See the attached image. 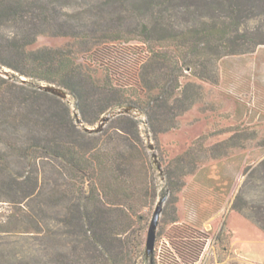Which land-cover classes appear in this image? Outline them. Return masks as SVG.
I'll use <instances>...</instances> for the list:
<instances>
[{"label": "trees", "instance_id": "obj_1", "mask_svg": "<svg viewBox=\"0 0 264 264\" xmlns=\"http://www.w3.org/2000/svg\"><path fill=\"white\" fill-rule=\"evenodd\" d=\"M55 1L58 0H0V66L19 77L67 91L76 100L77 111L85 124L93 123L83 110V102L89 95L94 94L97 120L112 108L133 106L145 114L154 139L175 128L176 118L186 108L181 106L179 113L173 112L172 108V103L180 102L176 94L181 91L179 78L182 75L164 79L165 76L158 75L149 60L170 70L171 74L175 70L180 73L190 70L195 76L208 80L205 74L196 73V68L206 67L211 49L214 59H220L264 45L263 29L241 32L242 25L252 20L257 12L264 13V0H103L100 9L125 8L132 4L149 12L151 18L141 24L144 39L122 41L118 33H104L89 39L82 32L71 31L56 33V36H70L84 47L95 43L104 45L78 59L68 49L30 50L37 36L44 32L41 28L50 23L46 8ZM175 1H181L186 9L193 5L207 14L199 15L200 24L184 25L177 38L164 40L157 36L156 26L160 25V20H154L153 13L158 8L164 12ZM162 10L158 12L162 13ZM255 35L262 39H254ZM152 40L159 42L160 52L153 51L149 43ZM165 41L167 43L163 45ZM173 59L176 60L174 63ZM97 70L103 72V79L97 77ZM131 91H136L135 95L124 96ZM43 98L61 107L59 116L43 111L39 104ZM171 111L174 114L169 119L159 115L168 112L171 115ZM109 123L113 125L112 134H106V131L86 133L75 126L69 107L56 96L0 76V147L15 153L16 159L26 160L32 168L40 167L41 173H49L51 179L43 178L41 195L47 201L55 200L65 205L61 222L71 229L66 236H72V255H63L61 264H135L134 248L128 255L126 250H114V247L117 243L119 248H125L126 244L134 246L136 239L146 231L143 210L156 197L154 173L138 122L132 116L122 114ZM61 130H66L68 136L59 138L57 133L48 134ZM104 136L108 138L104 140ZM114 136L120 150L110 147ZM3 153H0V170L8 168ZM184 158H176L175 171L178 172L174 175L163 170L171 194L180 191L184 185L186 173L180 163ZM256 172L264 178V163H259L247 175L235 196L232 210L264 231V197L257 202L247 201L244 197ZM111 213L116 214V219H111ZM181 229L171 238L170 248L161 251L159 261L157 255L154 256L153 264H195L199 260L207 242L206 234L192 228ZM128 232L130 237L124 236L122 242L121 235ZM41 235L55 241L53 233Z\"/></svg>", "mask_w": 264, "mask_h": 264}, {"label": "rangeland", "instance_id": "obj_2", "mask_svg": "<svg viewBox=\"0 0 264 264\" xmlns=\"http://www.w3.org/2000/svg\"><path fill=\"white\" fill-rule=\"evenodd\" d=\"M102 2L104 1H55L46 8L50 23L41 28L44 32L37 36L29 49H68L78 59L90 50L104 45L95 43L84 47L70 36H56V33L71 31L82 32L89 39L104 33H118L122 41L144 39L141 24L151 18L149 12L145 13V10L135 8L132 4L125 8L100 9L98 7ZM177 4L179 7H176ZM182 5L181 1H175L164 12L161 9L162 13L158 12L161 11L159 8L155 9L153 18L160 20V25L156 26L158 35H155L164 37V40L175 39L184 25L200 24L202 20L199 15L207 14L193 5L187 9ZM208 15H212L211 11ZM255 15L242 25V33L264 30V13L257 12ZM254 39H262V36L255 35ZM149 43L153 51H161L159 42L152 40ZM162 43L166 45L167 42ZM172 54L176 55L175 52ZM209 54L206 67L196 68V73L205 74L208 80L195 76L194 71L190 70H181V73L175 70L171 74L170 70L154 64L153 60L148 61L158 75L165 76L164 79H170L171 75H182L179 78L181 91L176 94L180 97V102L172 103V108L175 113H179L181 106L186 108L176 118V127L158 134L157 139H154L148 129L145 114L133 106L112 108L101 116L102 118L124 107L133 108L126 115L132 116L139 124L146 155L154 173L156 197L143 210L146 231L142 232L141 238L136 239L134 246L126 244L125 248H119L117 243L118 246L114 247V250H126L128 255L134 248L132 257L135 264H153L156 255L159 261L161 251L170 248L171 238L181 228H192L207 236L204 250L195 264H264V232L255 228L250 219L232 210L235 196L247 175L259 163H264V45L254 46L244 53L222 56L220 59H214L212 49ZM172 61L174 63L176 60ZM95 72L99 79L105 77L102 71ZM0 76L37 90L38 85H51L19 77L12 70L1 66ZM22 79L26 82H22ZM65 92L67 100L57 98L69 107L75 126L84 132L83 126L96 128L100 120H97L98 114L94 109V94L83 102L86 118L93 121L85 124L80 119L76 100ZM135 93L136 91L126 92L124 96L132 97ZM39 104L45 113L60 115L61 107L48 98H43ZM173 112L171 111V115L169 112L159 115L169 119ZM77 119L82 125L77 123ZM109 121L100 132L112 134L113 125ZM54 133L59 138L68 136L66 130H61L60 133L48 132L49 135ZM102 138L106 140L108 137ZM116 141L114 136L110 147L120 150ZM150 144L153 146L152 151L148 147ZM1 151L5 154L8 168L0 170V264H61L63 255H72V236H66L71 229L61 222L66 212L65 205L55 200L47 201L41 195L44 179H51V176L49 173H41L40 167L37 170L32 168L26 160L16 159L18 157L15 153L0 147V153ZM187 151L190 153L184 155ZM153 152L161 165L160 172L153 163ZM180 156H185L180 162L186 173L183 177L184 185L180 191L171 194L163 170L174 175L177 171L176 158ZM260 175L254 173V182L246 187L244 197L247 201L257 202L264 197V178ZM164 195L167 197L156 229L154 252L151 259H146L147 228L157 201ZM115 216V213L110 214L113 220L116 219ZM175 220L178 222L173 223ZM43 232L53 233L55 241L43 238ZM130 235V232L121 235L120 240L123 242L124 236Z\"/></svg>", "mask_w": 264, "mask_h": 264}, {"label": "water", "instance_id": "obj_3", "mask_svg": "<svg viewBox=\"0 0 264 264\" xmlns=\"http://www.w3.org/2000/svg\"><path fill=\"white\" fill-rule=\"evenodd\" d=\"M22 82H26V80L22 79ZM37 88L40 91H44L46 93L54 95V96H56L62 100H67V98H68L67 93L63 89L56 87L54 85H38ZM132 110H133L132 107H124L120 110L108 113L106 116L102 117L99 125L96 128L90 129V128L83 126V129L89 133L100 132L103 125L105 123H107L112 117L122 115V114H129V113H131ZM77 123L82 125V123L79 119H77ZM148 147L151 151L153 150V146L151 144ZM151 156H152V160H153L154 165L156 166L157 170L160 172L161 171V165L157 160L156 154L153 152ZM166 197L167 196L164 195L158 200L156 207L154 209L153 215L151 217L148 229H147L146 240H145V258L146 259H151L153 252H154V245H155V239H156V229H157V226L159 223V218H160V215L162 213L163 204L166 200Z\"/></svg>", "mask_w": 264, "mask_h": 264}, {"label": "crops", "instance_id": "obj_4", "mask_svg": "<svg viewBox=\"0 0 264 264\" xmlns=\"http://www.w3.org/2000/svg\"><path fill=\"white\" fill-rule=\"evenodd\" d=\"M224 217H222V219H223ZM255 224V223H254ZM255 226V228H257L258 230H260V231H262V232H264L263 230H261L256 224L254 225Z\"/></svg>", "mask_w": 264, "mask_h": 264}, {"label": "built area", "instance_id": "obj_5", "mask_svg": "<svg viewBox=\"0 0 264 264\" xmlns=\"http://www.w3.org/2000/svg\"><path fill=\"white\" fill-rule=\"evenodd\" d=\"M250 264H256V263H250Z\"/></svg>", "mask_w": 264, "mask_h": 264}]
</instances>
